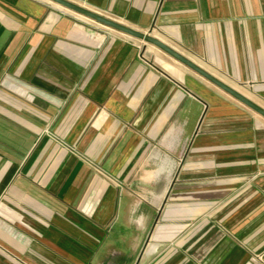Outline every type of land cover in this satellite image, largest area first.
<instances>
[{
	"label": "crops",
	"instance_id": "0c3cea01",
	"mask_svg": "<svg viewBox=\"0 0 264 264\" xmlns=\"http://www.w3.org/2000/svg\"><path fill=\"white\" fill-rule=\"evenodd\" d=\"M68 1L264 109V0ZM139 42L0 0V264H264V118Z\"/></svg>",
	"mask_w": 264,
	"mask_h": 264
},
{
	"label": "water",
	"instance_id": "95a60500",
	"mask_svg": "<svg viewBox=\"0 0 264 264\" xmlns=\"http://www.w3.org/2000/svg\"><path fill=\"white\" fill-rule=\"evenodd\" d=\"M50 1L62 6L64 8H67V9H69L75 13L83 15V16H85V17H87V18H89L95 22H98V23H100V24H102V25H104L110 29H113L115 31L126 34V35L133 37L135 39H138V40H141V41H144L146 43H150V44L156 46L157 48L162 50L164 53L168 54L169 56H171L176 61L183 64L184 66H186L187 68H189L190 70L195 72L196 74L205 78L206 80H208L209 82H211L212 84H214L215 86H217L218 88H220L221 90H223L224 92L229 94L231 97H233L234 99H236L237 101H239L243 105L247 106L248 108L252 109L257 114H259L260 116H262L264 118V109L262 107L258 106L257 104H255L254 102L249 100L247 97L243 96L239 92L230 88L225 83L221 82L220 80H218L217 78H215L211 74L207 73L201 67H199L198 65L193 63L191 60L187 59L186 57H184L183 55H181L180 53H178L177 51H175L174 49H172L171 47H169L168 45H166L162 41L151 36L150 34L135 30V29H133L127 25H124V24H122L116 20H113L109 17H106V16L101 15L99 13H96L94 11H91L85 7H82L76 3H73V2L68 1V0H50Z\"/></svg>",
	"mask_w": 264,
	"mask_h": 264
},
{
	"label": "rangeland",
	"instance_id": "374dc122",
	"mask_svg": "<svg viewBox=\"0 0 264 264\" xmlns=\"http://www.w3.org/2000/svg\"><path fill=\"white\" fill-rule=\"evenodd\" d=\"M139 41L143 56L148 57L150 60H153L164 67H167L170 63L176 64V60L174 58L164 53L156 46L141 40Z\"/></svg>",
	"mask_w": 264,
	"mask_h": 264
}]
</instances>
